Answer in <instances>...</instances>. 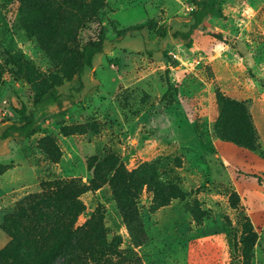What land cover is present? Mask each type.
<instances>
[{"label":"rangeland","instance_id":"obj_1","mask_svg":"<svg viewBox=\"0 0 264 264\" xmlns=\"http://www.w3.org/2000/svg\"><path fill=\"white\" fill-rule=\"evenodd\" d=\"M51 1L61 7L55 27L39 33L17 25L19 1L0 0V135L17 122L15 108L33 110L29 80L79 101L28 137L0 140V252L14 241L29 245L22 256L30 264H60L49 250L65 228L88 227L98 234L97 264H124L130 254L140 264H264L241 206L264 235V151L211 142L222 98L245 102L250 116L253 102L256 115L264 112V0H219L221 14L188 49L172 35L189 31L192 0H102L103 8ZM147 21L152 31L116 42L119 30ZM100 28L107 42L76 93L71 53ZM6 49L20 52L27 73L6 60ZM171 103L177 109L164 111ZM117 168L126 173L124 194L115 190ZM118 202L140 219L139 247Z\"/></svg>","mask_w":264,"mask_h":264},{"label":"trees","instance_id":"obj_2","mask_svg":"<svg viewBox=\"0 0 264 264\" xmlns=\"http://www.w3.org/2000/svg\"><path fill=\"white\" fill-rule=\"evenodd\" d=\"M17 1L20 2V19L17 25H20L25 32L39 30V33H47L50 28L55 27L50 19L52 18L53 14H59L61 8L60 4H56L51 0ZM97 1L99 2L102 0ZM97 4L99 8L104 7L102 2ZM220 4L221 1L219 0H192L193 11L191 12V25L189 31L185 33H175L172 35V39L176 43L183 45L185 48H190L194 36L197 33L203 31L204 24L216 13L219 15L221 14L219 10L217 11V7L220 6ZM90 7L93 8V5ZM7 14L8 13H6L5 16L6 22H10L12 25H14V18L10 21L7 17ZM84 14L85 16H88L86 13ZM153 28L154 23L152 21L125 27L116 33L115 40L116 42H119L130 32H140L143 30L150 32L153 30ZM160 30V36L163 37L165 32L163 29ZM105 34L104 28L98 29L95 38L86 42L80 51L75 50L73 53L70 52L72 54L71 57L75 60L73 76L76 82L79 84V87L75 90L76 93L80 92L83 87V84L81 83V77L84 71L86 69H91L94 57L100 55L103 52V48L107 42V37ZM39 38L41 40L45 39L44 35L39 36ZM41 40L40 43L43 51L48 56L54 55V49L47 47L51 46L52 43H47V45H45ZM57 53L62 57L68 56V53H66L64 50H61ZM2 54L9 63L15 66V68L23 69L26 73L30 69V67L23 60L20 52L6 49ZM164 58L167 63L172 66H176L178 64L170 57L166 56ZM29 84L30 95L28 100H30L33 110L26 112L24 106H22L20 109L15 108L14 113L18 116V120L16 123H11L9 127L2 131L0 140H5L8 138L10 132H15L24 137H28L42 124L54 118L63 116L73 105L79 102H75L71 95H68L62 99L52 85L48 86L45 84H36L31 80H29ZM95 88L96 86L91 88L87 94L92 95L95 91ZM174 94L175 89L169 85L167 88L166 97L168 96L169 98L172 96L174 98ZM172 104L173 103L169 104L168 106L164 105L163 110L166 111L173 107L177 109V106H173ZM218 105V117L213 129L214 140L230 143L240 149L254 153H256L257 150H260L258 139L254 135L255 129L252 124V119L248 114L245 102H235L229 100L228 98H222ZM125 174L126 173L123 168H117L114 172L115 190L122 191V194L125 193ZM117 198L119 201V195ZM119 205L121 206L120 214L131 234L132 239L134 242L138 243V247L141 246L142 231L140 228L141 223L138 215L126 205H123V203L120 202ZM93 217L94 216H92V219ZM245 220L250 232H253L254 229L247 216ZM63 237V242L58 240L57 244H54L53 247L50 248V261H52V259H59L61 260L60 264H97V262H99L100 259L97 254L96 247L98 234H95L93 229L91 230L88 227H84L79 231H73L70 227L65 228ZM28 246V244H22L21 246L15 247V242L12 241L11 245H8L6 249L0 252V264H30V260L27 258V256H22L23 252L26 254ZM18 251H20L19 255L15 253ZM8 254L11 255L7 256ZM127 258L128 260H123L122 256L121 261L124 264H140L139 260L132 254H130V256Z\"/></svg>","mask_w":264,"mask_h":264},{"label":"crops","instance_id":"obj_3","mask_svg":"<svg viewBox=\"0 0 264 264\" xmlns=\"http://www.w3.org/2000/svg\"><path fill=\"white\" fill-rule=\"evenodd\" d=\"M204 28H205V24H204ZM178 82H180V80H178ZM255 105H257V104H255V102H253L252 103V106H251V119H252V124L254 125V129H255V131H256V133H257V135H258V137H259V140H258V143H259V146H260V149L262 148L263 149V151H264V148L262 147V144H263V142H264V112H263V110H261L260 111V113L258 114V115H256L255 113H254V111H253V108L255 107ZM201 141V140H200ZM212 143L213 142H215V140H212L211 141ZM220 142V141H219ZM244 150V149H243ZM247 151V150H246ZM250 152V151H249ZM252 153V152H251ZM262 157V156H261ZM264 158V157H263ZM261 175L263 176L262 178H263V180H262V183H263V187H264V172H261ZM255 177H257V176H255ZM259 181L261 182V179H259ZM259 182V185H261V183ZM238 184H239V188H238V194H239V192L240 191H242V190H244V185H243V183H240V182H238ZM235 185H236V183H235ZM241 206H242V209L244 210V212H245V214H246V216L248 217L249 215H248V213L246 212L247 210H245L244 209V207H243V204H242V202H241ZM248 219H249V217H248ZM251 221V224H252V227H253V229H254V231L257 233V235H258V244L260 245V247L262 248V253L264 254V235H262L261 234V231L259 230V229H257V227L255 226V224L252 222V220H250ZM257 258H259V259H264V255H261V257L259 256V257H257Z\"/></svg>","mask_w":264,"mask_h":264}]
</instances>
